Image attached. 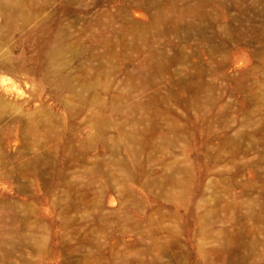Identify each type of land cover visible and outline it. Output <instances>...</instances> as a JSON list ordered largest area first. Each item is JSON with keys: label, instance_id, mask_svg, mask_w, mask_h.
<instances>
[{"label": "rangeland", "instance_id": "obj_1", "mask_svg": "<svg viewBox=\"0 0 264 264\" xmlns=\"http://www.w3.org/2000/svg\"><path fill=\"white\" fill-rule=\"evenodd\" d=\"M0 264H264V0H0Z\"/></svg>", "mask_w": 264, "mask_h": 264}]
</instances>
